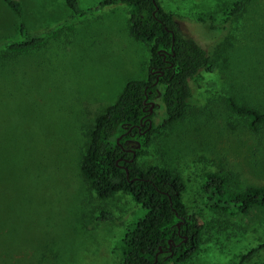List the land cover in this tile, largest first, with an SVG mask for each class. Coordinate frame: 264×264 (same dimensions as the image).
<instances>
[{
    "label": "rangeland",
    "instance_id": "1",
    "mask_svg": "<svg viewBox=\"0 0 264 264\" xmlns=\"http://www.w3.org/2000/svg\"><path fill=\"white\" fill-rule=\"evenodd\" d=\"M15 1L22 18L0 0V264H122L119 242L141 207L123 193L98 198L79 163L95 117L128 80H146L150 48L130 36L124 5L77 0L85 13L77 16L66 0ZM158 1L184 37L216 54L218 67L191 82L193 108L151 142L140 165L184 178L183 202L203 226L200 252L188 264H236L264 243V209L205 210L200 185L210 170L234 193L264 186V128L253 134L224 102L231 94L264 107V0H252L227 29L197 18L231 0ZM33 36L44 43L32 51L3 48ZM101 210L122 222H97ZM246 264H264V252Z\"/></svg>",
    "mask_w": 264,
    "mask_h": 264
},
{
    "label": "trees",
    "instance_id": "2",
    "mask_svg": "<svg viewBox=\"0 0 264 264\" xmlns=\"http://www.w3.org/2000/svg\"><path fill=\"white\" fill-rule=\"evenodd\" d=\"M4 2L22 18L19 2ZM251 2L231 0L222 11L198 17L197 22L227 29ZM66 4L75 15H85L78 9L77 0H66ZM113 5L128 8L130 36L150 48L147 78L128 80L116 101L95 117L79 163L80 175L98 198L123 193L141 207V215L127 224L119 242L122 264H188L200 252L203 226L198 214L188 211L183 202L184 178L167 166L142 167L140 159L156 137L185 119L193 108L191 82L197 81L201 73L214 74L217 56L184 37L175 17L158 0H104L99 7ZM18 30L23 34V24ZM43 41V37H27L5 41L3 48L22 54L40 47ZM224 102L232 114L245 119L253 134L264 128V107L248 105L231 94ZM158 108L164 115L158 114ZM202 176L200 190L205 210L248 215L252 209H264V186H249L234 193L228 189L225 176L210 170ZM96 221L121 223L122 219L101 210ZM263 252L264 243L241 255L236 264H246Z\"/></svg>",
    "mask_w": 264,
    "mask_h": 264
},
{
    "label": "water",
    "instance_id": "3",
    "mask_svg": "<svg viewBox=\"0 0 264 264\" xmlns=\"http://www.w3.org/2000/svg\"><path fill=\"white\" fill-rule=\"evenodd\" d=\"M154 105L153 104H151V107H153ZM152 110V109H151ZM148 123H149V128L151 127V121L150 120H148ZM125 171H126V174H127V176H128V172H127V169H125Z\"/></svg>",
    "mask_w": 264,
    "mask_h": 264
}]
</instances>
